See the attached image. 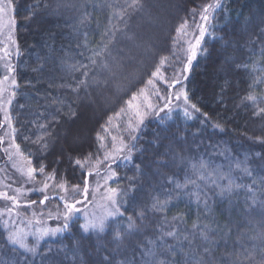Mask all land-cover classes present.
I'll list each match as a JSON object with an SVG mask.
<instances>
[{
  "label": "trees",
  "instance_id": "1",
  "mask_svg": "<svg viewBox=\"0 0 264 264\" xmlns=\"http://www.w3.org/2000/svg\"><path fill=\"white\" fill-rule=\"evenodd\" d=\"M211 2L11 0L18 55L9 114L22 155L31 167L44 166L36 180L53 175L57 184L84 186L107 152L97 136H105L109 117L173 61L177 29L193 26ZM221 5L182 83L187 105L146 118L131 158L114 165L122 215L87 233L73 217L53 237L28 239L34 252L10 243L0 221V264H260L264 116L254 112L264 107V0ZM250 93L255 104L244 99ZM86 158L83 168L75 163Z\"/></svg>",
  "mask_w": 264,
  "mask_h": 264
},
{
  "label": "rangeland",
  "instance_id": "2",
  "mask_svg": "<svg viewBox=\"0 0 264 264\" xmlns=\"http://www.w3.org/2000/svg\"><path fill=\"white\" fill-rule=\"evenodd\" d=\"M9 2L11 3V0H0V8L4 9V11L0 13V81H3L5 76L9 77L7 81L0 84V88L5 89L2 94H0V102H2L0 103V137L4 139L3 144H0V192H6L10 196H17L19 207L15 208L13 214L10 216L6 209L13 207L12 202L0 198V213H2L0 214V221L4 224L5 221H7V227H9L10 232L22 230V234L25 236V243H27V240L30 238H33L35 241H43L46 238L54 236L45 235L42 238H38V229L63 228L65 223L63 219L65 202L75 203L77 200L82 201V203L76 204V207L80 209V211L75 213L73 217L79 216L83 220V224L85 223V216L89 219L93 217L99 218L104 216L107 211L113 210L110 202L106 199L108 189L111 188V183L115 180V177L106 179V177L110 175L108 166L110 165L111 171H113L116 162L126 161L123 159V155H126L127 151H125L120 158L114 159V161L112 159L104 161L103 158L101 160L102 163L93 166L92 175H90L91 177L88 180L89 190L87 199L84 198L83 194L84 186L78 188V191L73 192V188L64 184L66 191H62L59 188L61 183L57 184L52 180L45 181V179L42 181L36 179L27 181L26 177L21 175L18 169L22 167L26 170L27 167H31V165L28 163L29 161L25 156L16 155L15 149L9 148L14 137L12 129L8 128L7 123L4 121L5 105L7 106V114L10 117L9 109L12 103L7 104V100L16 88V86H12L11 81L13 78L15 79L14 61L18 55L13 5L11 3V7H8ZM216 2L217 0H212L211 3ZM219 2L221 3L222 0H219ZM200 23H203V21L198 17L197 22L193 26L187 24L184 32L178 33L173 61L163 63L162 69L152 80L153 84H149L143 91V94L136 96V100L132 101L133 108L130 109L128 106L120 116H116L111 120V123L106 127L108 131L104 132L105 136L102 141V144L108 146L106 153L115 154V148L120 147L121 141H123L125 145H128L129 148L132 146L134 141L133 137H136L141 127L140 124L134 132L129 129L130 122L133 127H135L138 122V117L135 115L137 110L140 112L144 121L149 116L160 113L165 103H169V97L170 105L169 108L165 109L183 108L187 105L185 104L184 97L181 96L180 99H177L176 94L181 90L185 92L184 84L182 83L186 80L189 68L195 60L193 59L191 64L188 65V55L190 54L188 52V47L190 43H195V37L199 35V28L197 25ZM209 23L206 27H208ZM153 30L155 31V29ZM185 32L187 33L186 35ZM151 34L152 33H149L148 36ZM9 37H11V39H9ZM198 50L199 49H197V54L199 52ZM5 51L9 53L8 56H5ZM8 65H11L13 68L12 73L7 72ZM185 65H188L187 71H184ZM177 79L181 83H176L174 89L172 84H174L173 81ZM157 91L159 92V96L156 95ZM161 96L165 99H160ZM13 100L14 96H12V102ZM149 105H151V107H149ZM97 107L98 106H94L92 108V112L95 115L99 109H96ZM6 133H10V135H6ZM113 137H116L115 141H113ZM5 149H8V151L6 152ZM9 153H12L11 157ZM94 169L99 171L95 172ZM45 182L48 183L49 187L44 191H40L39 189L43 188ZM17 188L21 190L19 195L15 191ZM45 195H47L49 199L46 200L44 204H41L40 201L44 199ZM62 197L63 199H61ZM32 201H35V203H32ZM56 216H59V219L55 218Z\"/></svg>",
  "mask_w": 264,
  "mask_h": 264
},
{
  "label": "snow or ice",
  "instance_id": "3",
  "mask_svg": "<svg viewBox=\"0 0 264 264\" xmlns=\"http://www.w3.org/2000/svg\"><path fill=\"white\" fill-rule=\"evenodd\" d=\"M140 0H132V4L129 5V7H134L136 6L137 4H139ZM8 7H11V3L9 2L8 4ZM222 7L221 3L219 2V0H217L216 3H210V4H206L202 7L201 11H200V20L203 21V23H200L197 25V27L199 28V35L195 37V43H190L189 44V47H188V52L190 53L188 55V65L191 64L192 60L195 59L196 55H197V49L200 48V45H201V41L203 40L204 36H205V33L207 31V27L206 25L210 22V19L212 17V13L215 9L217 8H220ZM4 11L3 8H0V13H2ZM195 13H196V9L194 8L192 10V14L193 16H195ZM187 27V21H185L183 24L180 25V27L177 29V32L178 33H181V32H184V30L186 29ZM187 33L185 32V35ZM104 35H107V33H105ZM9 39H11V37H9ZM107 47V44H105V48ZM100 53H96V55H99ZM9 53L7 51H5V56H8ZM262 55H264V52H262ZM164 61L162 60L161 63H163ZM93 63H95V61H93ZM188 65H185V68H184V71H187L188 70ZM7 72L8 73H12L13 72V68L11 67V65H8L7 66ZM158 72V70H157ZM157 72H153V76H157ZM87 74V73H85ZM9 79L8 76H5L3 81H0V84H3L4 81H7ZM180 81L177 79V80H174L173 83H179ZM254 83H259L260 82V77H255L254 78ZM12 86H16V80L13 78L12 81ZM81 83H83L81 81ZM148 84L152 85L153 84V81L150 79L148 81ZM5 89L3 88H0V94H2V92L4 91ZM141 94H143V90H141ZM15 93L13 92L8 100H7V104H11L12 103V96H14ZM156 95L159 96V92L157 91ZM183 96L184 97V101H185V104L188 103V99H187V94L185 92H183V90H181L179 93L176 94V98L177 99H180V97ZM160 99H165L163 96L160 97ZM246 101H249V102H252L253 104L256 103L257 101V96L255 94H249L247 95L245 98H244ZM132 100H136V95L133 94L132 96ZM2 103V102H0ZM169 105H170V97H169V103H165L164 105V108H169ZM128 106L129 108H133V104L131 101L128 102ZM149 107H151V105H149ZM191 107L193 109H195L196 111H199L198 108H196L195 105H191ZM125 110L122 108L120 110L119 113H117L116 115L117 116H120L121 113H123ZM161 111H163V109H161ZM4 121L7 123V126L8 128L12 129V133L15 132V129L12 128V122H11V118L8 116L7 114V106L5 105L4 107ZM136 117H138V122L136 124L135 127H133V125L131 124V122L129 123V129L131 131H135L137 127H139L140 124L143 123V117L141 116L140 112L137 110L136 113H135ZM184 115L186 118H189L191 119L192 118V114L187 111V109H185L184 111ZM254 115H257V116H264V107H257V110L254 112ZM111 120L112 118L109 117V121L108 123H111ZM104 131H108L107 128L104 129ZM6 135H10V133H6ZM97 138L99 140H103V137L100 136L98 134ZM113 141L116 140V137H113L112 138ZM133 139H135V137H133ZM4 142V139L3 137H0V144H3ZM101 147H104V145L102 144ZM9 148H12V149H15V154L16 155H21L22 156V153H20V149H19V145H17L15 143V141L13 140L12 143L9 145ZM114 148H115V145H114ZM5 151L7 152L8 149H5ZM125 151H127V154L126 155H123V159L124 160H129L131 158V148L128 147V145H125L123 143V141H121V145L119 148H115V154L113 153H106L105 156H104V161H108L110 159H112L114 161V159L116 158H120V156L125 153ZM12 153H9V156L11 157ZM29 164L31 163L30 161L28 162ZM75 163L77 165H79L81 168H83L86 164L90 163V161L86 158L85 161H81V160H76ZM102 163V161H100L98 158L96 160V164H100ZM15 167V165H14ZM109 167V172H110V175L106 177V179H112L113 177L116 176V172L114 171H111V168H110V165L108 166ZM201 168H204L205 165L204 164H201L200 165ZM20 172H21V175L22 176H25L26 177V180L27 181H33L35 180V173L38 171L39 173L43 174L44 173V166H41L39 169H36V168H33V167H27V169L25 170L24 168H20L18 169ZM88 175H91V173H88ZM54 178L53 175H48L45 177V181H48V180H52ZM49 187L48 183L45 182L43 184V188L42 189H39L40 191H44L45 189H47ZM59 188L62 190V191H66L65 189V186L63 183H61L59 185ZM73 192H76L78 191V186H73ZM88 190H89V182H88V179L87 177H85L84 179V188H83V194H84V198L87 199V193H88ZM229 190H230V187H229ZM16 193L19 195L20 194V189L17 188L15 189ZM117 192L118 190L115 189V188H109L108 189V195L106 196V199L110 202L111 206H112V209L111 211H107L105 213L104 216H101L99 218H96V217H93L91 219H89L87 216H85V223L80 225L81 229L87 233L89 231H96V232H103L104 229H105V221L109 218V217H114L116 215H122V213H120V210L119 208L117 207ZM0 198L6 200V201H11L12 202V205L13 207H10V208H7L6 211L7 213L11 216L14 212V209L15 208H18L19 207V203H18V199H17V196H10L8 193L6 192H0ZM49 197L47 195L44 196V199L40 201L41 204H44L46 200H48ZM63 199V197L61 198ZM32 203H35V201H32ZM82 203L81 200H77L75 201V203H68V202H65L64 204V208H65V211L63 213V219L65 221L64 225H63V228H55V229H48V228H44V229H38L37 231L39 232V237L38 238H42L43 236L45 235H55L59 232H61L63 229H67L68 228V221H70L74 214L79 212L80 209H78L76 207V204H80ZM153 207H156V205H154ZM160 210V209H158ZM2 214V213H0ZM51 216V214H50ZM55 218L59 219V216H56ZM129 229L133 228L134 227V224L132 223V218L129 217V225H128ZM195 227V225H194ZM5 228H7V221H5ZM166 235L168 236H174L175 233L172 232V231H169L166 233ZM203 235V234H202ZM8 241L12 244H16L18 245L20 248H23L25 249L26 251H29V252H34L35 251V248H30L28 247V245L25 243V236L22 234V230H17V231H14V232H9L8 234V237H7ZM115 240H120L121 239V234L119 232L116 233L115 237H114ZM206 239V237H205ZM207 251V250H206ZM144 255L148 256L150 259L151 257L154 255L153 252H151L150 250L146 253H144ZM251 260V258H250ZM155 264H165V262L163 260H160V261H156ZM171 264H176L175 260H173L171 262ZM260 264H264V256L261 257V260H260Z\"/></svg>",
  "mask_w": 264,
  "mask_h": 264
}]
</instances>
